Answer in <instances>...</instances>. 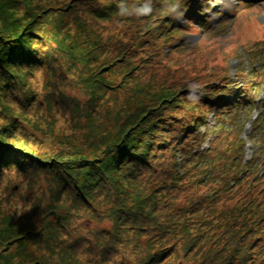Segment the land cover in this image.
I'll list each match as a JSON object with an SVG mask.
<instances>
[{
    "label": "trees",
    "instance_id": "trees-1",
    "mask_svg": "<svg viewBox=\"0 0 264 264\" xmlns=\"http://www.w3.org/2000/svg\"><path fill=\"white\" fill-rule=\"evenodd\" d=\"M191 1L0 0V264H264V160L243 170L220 150L255 109L260 52L233 77L177 82L156 43L182 12L203 22Z\"/></svg>",
    "mask_w": 264,
    "mask_h": 264
},
{
    "label": "rangeland",
    "instance_id": "rangeland-1",
    "mask_svg": "<svg viewBox=\"0 0 264 264\" xmlns=\"http://www.w3.org/2000/svg\"><path fill=\"white\" fill-rule=\"evenodd\" d=\"M253 2L252 0H192L190 3L193 7L196 6V3H199V9L195 7L197 10L195 16L202 19L203 22L197 24L196 21H193L194 24H189L183 12L180 13V15H178V21L183 25L182 30L178 33H174L173 38L170 37L169 42L166 46H163V48L159 46L164 40H157V63H164L167 65L173 72L172 75L177 82H192V84L203 83L209 80L207 75L211 69L222 68L216 72L217 75L222 76L227 74L224 69L229 66V73H231L232 77L235 76L236 70L241 67L240 64L249 68V57L255 54L256 51L260 52L259 58L256 59V62L260 65H257L264 68V7L261 8V6L264 5V0H260L257 7H248L251 5L248 3ZM178 8H180V6H178ZM168 9L174 11V8L168 7ZM134 21V24H141L139 20ZM69 34L74 39L75 36L84 39V35L80 32L77 33L74 29H71V33ZM256 41L258 43L256 46L252 47V44ZM236 48H238L241 53V59L236 55ZM150 50H153V56H151V58L155 57L156 52L154 48L150 47ZM207 54L211 55V65H214L213 67L209 64H206L207 68L206 66L204 67ZM104 57H108V54L104 55ZM251 76V73L245 77L243 76L244 80L247 82L246 85L242 86L250 87L248 79H250ZM249 90L251 92L247 94L254 93L255 95L256 104L254 112L261 114V116L257 118V123L261 124L264 121V80L262 84L258 85L256 88L251 86ZM234 97L235 95H227L228 99H233ZM14 107V117H18L19 119L22 118V115L24 120L27 119L25 124H37L43 129L52 127V131H55L53 136L59 133L61 128L64 129L63 135L73 131V127L70 126L63 117H60L56 126H53L51 120L48 118H46L47 121H43L31 113L24 115L23 109L16 106ZM232 112L237 116L242 114V110L238 108H232ZM258 113L256 116H258ZM243 115H245V112ZM226 117L227 115L225 114V118ZM9 119H12L10 114L2 113L0 110V123H6ZM207 122L211 131H220V126L214 128L218 120L215 119L213 113L208 115ZM239 125H242V122L239 123ZM224 126L226 127L227 124L225 123L223 127ZM229 127L232 128V131L225 134L227 135L226 140L229 141V137L231 136L235 148L233 151L228 152V150H225V146H222V148H220L222 155L227 157V163L235 156L234 161L240 162L243 165V170H251L253 166L256 171L257 164L264 160V146L262 147L260 145L262 143L261 139L258 140V144L256 143V130L254 127L249 128V130H246V133L243 131L240 137H238L235 130L237 127H234V124L229 125ZM203 129L204 126L201 127V130ZM206 145L207 144L204 146L205 148ZM48 148V146H44L43 151ZM261 173H263V169H261ZM200 191L206 192V188H200ZM2 196L3 194L0 192V197ZM15 221L22 223L23 218L17 217Z\"/></svg>",
    "mask_w": 264,
    "mask_h": 264
}]
</instances>
